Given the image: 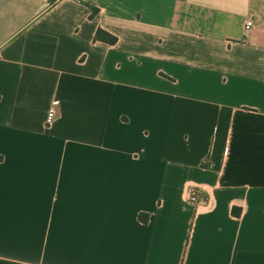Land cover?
Segmentation results:
<instances>
[{"label":"crops","instance_id":"0c3cea01","mask_svg":"<svg viewBox=\"0 0 264 264\" xmlns=\"http://www.w3.org/2000/svg\"><path fill=\"white\" fill-rule=\"evenodd\" d=\"M0 264H264V0H0Z\"/></svg>","mask_w":264,"mask_h":264},{"label":"built area","instance_id":"2783aa9c","mask_svg":"<svg viewBox=\"0 0 264 264\" xmlns=\"http://www.w3.org/2000/svg\"><path fill=\"white\" fill-rule=\"evenodd\" d=\"M57 1H59V0H47L49 5L54 4ZM75 1L79 2L80 0H75ZM252 27H253L252 19L251 18L245 19L244 24H243L244 32H246V33L250 32ZM58 105H59L58 100H56V99L52 100L50 107H49V110H48L47 115H46V120H45L46 124L49 125L54 120V117L56 115V109L58 108ZM187 200L190 203H195V204L207 203V199L202 197L201 190L199 188H196V187H189L188 188Z\"/></svg>","mask_w":264,"mask_h":264},{"label":"trees","instance_id":"16d2710c","mask_svg":"<svg viewBox=\"0 0 264 264\" xmlns=\"http://www.w3.org/2000/svg\"><path fill=\"white\" fill-rule=\"evenodd\" d=\"M97 12L96 8H92V14H95ZM92 16V15H90ZM94 39L95 40H99V41H103L109 44H114L116 42V37L109 34L107 31L101 29V28H97L95 35H94ZM234 214H237L235 210L232 211ZM139 219L142 222H146L147 221V215L146 214H140L139 215Z\"/></svg>","mask_w":264,"mask_h":264}]
</instances>
